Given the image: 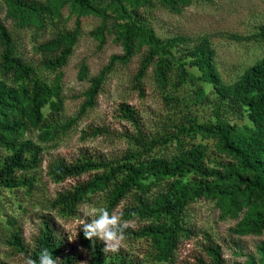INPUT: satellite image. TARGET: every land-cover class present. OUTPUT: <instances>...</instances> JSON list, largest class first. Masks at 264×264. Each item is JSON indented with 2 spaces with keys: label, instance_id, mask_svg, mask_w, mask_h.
I'll return each mask as SVG.
<instances>
[{
  "label": "rangeland",
  "instance_id": "374dc122",
  "mask_svg": "<svg viewBox=\"0 0 264 264\" xmlns=\"http://www.w3.org/2000/svg\"><path fill=\"white\" fill-rule=\"evenodd\" d=\"M21 1L37 11L19 7L15 0H0V22L11 39L14 63L31 73L18 75L10 67L3 69L0 43V88L13 91L6 104H14L17 97L21 109L28 103L23 88L29 93L34 83L43 84L51 93L37 123L11 108L0 118L2 124H16L11 132L0 130V166L25 142L29 143L25 157L35 154L38 160L33 169L18 175L17 185L0 187V264H24L28 255L7 241L19 235L31 247L42 217L50 218L80 254L77 264H89L79 236L81 221L91 219L84 212L92 207H104L128 222L125 240L118 252H106L108 259L126 264H196L203 259L210 264L204 250L210 242L219 246L221 264H264V228L255 223L264 217V193L246 192L232 178L223 186L225 195L193 197L177 212L178 230L170 243L158 228L172 227V219L158 213L157 202L167 196L174 204L168 188L178 187V182L193 186L192 172L172 178L145 172L113 207L109 204L125 177L124 167L146 168L158 160L171 164L196 148L204 153V168L224 177V166H232L247 175L238 160L221 149L213 131L219 123L235 133L243 130L253 149L264 143V121L254 123L231 92L264 57V0H147L141 4L120 0V6L114 0H86L95 11H81L74 0ZM130 21L165 47L164 84L159 83L157 57L136 81L150 52L140 39L134 40L127 60L111 62L124 53L122 34ZM200 49L209 53L220 80L217 88L197 65ZM64 50L65 63H48ZM96 82L94 105L82 110ZM120 104L136 112L137 124L122 116ZM193 125L199 130L193 131ZM94 129L102 130L93 134ZM82 157L100 161L104 167L65 181L50 175L53 162ZM111 168L118 169L116 174L85 194L74 214L52 206L58 193Z\"/></svg>",
  "mask_w": 264,
  "mask_h": 264
},
{
  "label": "trees",
  "instance_id": "16d2710c",
  "mask_svg": "<svg viewBox=\"0 0 264 264\" xmlns=\"http://www.w3.org/2000/svg\"><path fill=\"white\" fill-rule=\"evenodd\" d=\"M120 6V0H114ZM137 4H141L147 0H133ZM15 4L19 7L27 8L32 11H37L32 5L28 6L24 1L15 0ZM74 4L81 11H95L86 0H74ZM124 53L122 56L112 58V61L127 60L133 50V42L135 39H140L150 46V52L147 55L144 64L139 68L136 74V81L144 74L146 64L154 57L158 58L157 73L159 83L164 84L166 81L168 62L162 55L166 54V49L151 33L142 34L141 29L135 22L130 21L125 32L122 34ZM0 43L3 46V69L10 67L18 75H29L31 69L14 63L11 58L12 55V42L9 34L0 22ZM200 59L197 65L202 69L203 75L207 81L212 83L215 88L220 86V80L216 75L214 66L210 63L209 53L206 49H200ZM67 50L62 51L59 57L55 60H49L50 65L65 63ZM24 96H27L28 103L24 108H20L17 97H14V104H6V99L12 97L13 91L0 88V118L5 116L8 108L26 115L31 122L37 123L41 120L40 109L46 102V96L51 93V90L43 84L34 83L31 91L28 93L23 88ZM99 91L98 82H96L89 91L88 101L83 104L82 110L85 107L94 105V99ZM233 97L246 108L249 118L254 123L262 124L264 121V57L252 65L237 82L231 90ZM120 113L127 120L132 123H138V116L136 112L126 104L119 105ZM2 124L0 122V130L11 132L15 123ZM193 131L199 130V126L193 125ZM102 129H94L93 134L101 132ZM189 131V130H187ZM192 132V131H191ZM214 134L217 136L221 149L232 155L238 160V166L241 170L247 173L244 177L241 173L232 166H224L227 170L226 176H221L218 171L209 170L202 166L204 153L200 149H194L188 152L185 157L177 158L171 164L158 160L150 163L146 168H133L124 167L126 174L122 182L115 188L110 199V206H114L126 190L135 183L141 175L149 172L153 175L161 176L164 178H172L176 175H181L183 172H192L194 175L193 186H185L178 182V187L171 186L168 188L169 194L175 200L171 204L170 199L165 196L157 202V211L164 215L170 216L172 219L169 228H158V233L168 236L167 243L174 242V233L178 230L177 212L193 197L200 195H225L226 191L223 186L231 178L235 183L244 186L246 192H259L264 193V143L257 145V149L251 147V140L243 130L235 133L234 129L223 124H216L214 126ZM2 136L0 135V141ZM4 143H8L4 141ZM9 145H12L10 143ZM29 143L25 142L20 144L11 155L4 159L3 164L0 166V187H13L17 185L18 175L33 169L38 160L35 154H31L28 158L25 157L28 151ZM91 157H82L72 162L65 160H58L50 165V175L56 181H65L70 177L80 176L91 169L104 167L100 161L90 159ZM118 171L117 168H111L108 173L96 177L93 180L79 184L72 190H66L57 194L52 202L54 208L61 209L67 214H74L77 205L80 203L82 197L87 194L93 187L105 184L109 181ZM256 226L264 228V217L256 219ZM161 229V230H160ZM150 232H152L150 230ZM129 233V232H128ZM132 235H136L134 232ZM7 243L17 249L24 251L28 257L31 256L36 259L43 249H47L52 253L54 258H58L57 264H77L80 261V254L73 250L69 245L66 237L61 234L56 225L50 218L42 217L39 226L33 236L31 247L23 243L19 235H12ZM79 243L89 257V264H126L123 260L108 259L106 252H104L102 244L97 238L92 241L86 240L83 237L81 230L79 236ZM171 246V245H170ZM205 253L210 258V264H221V254L219 246L213 243H207L204 246ZM196 264H206L203 259H198Z\"/></svg>",
  "mask_w": 264,
  "mask_h": 264
},
{
  "label": "clouds",
  "instance_id": "9594fccd",
  "mask_svg": "<svg viewBox=\"0 0 264 264\" xmlns=\"http://www.w3.org/2000/svg\"><path fill=\"white\" fill-rule=\"evenodd\" d=\"M84 216L91 217L81 221L84 239L92 241L98 238L104 244V252H118L125 240L124 232L128 222H122L120 215L110 214L104 207H92L84 212ZM57 260L47 249H43L36 259L26 257L24 264H57Z\"/></svg>",
  "mask_w": 264,
  "mask_h": 264
}]
</instances>
